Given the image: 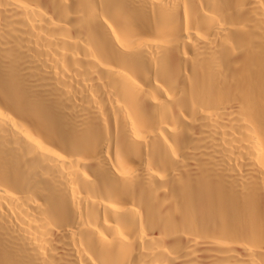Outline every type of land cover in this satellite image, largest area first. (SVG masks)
I'll return each instance as SVG.
<instances>
[{
	"label": "bare ground",
	"instance_id": "bare-ground-1",
	"mask_svg": "<svg viewBox=\"0 0 264 264\" xmlns=\"http://www.w3.org/2000/svg\"><path fill=\"white\" fill-rule=\"evenodd\" d=\"M0 264H264V0H0Z\"/></svg>",
	"mask_w": 264,
	"mask_h": 264
}]
</instances>
